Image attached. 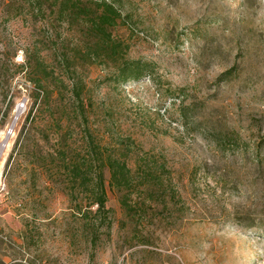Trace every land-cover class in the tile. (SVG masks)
Segmentation results:
<instances>
[{"label":"rangeland","instance_id":"obj_1","mask_svg":"<svg viewBox=\"0 0 264 264\" xmlns=\"http://www.w3.org/2000/svg\"><path fill=\"white\" fill-rule=\"evenodd\" d=\"M113 2L110 34L147 74L118 83L78 57L86 124L100 145L130 139L131 170L162 161L174 198L138 187L128 216L105 186L108 225L78 216L50 154L60 143L81 152L82 125L50 80L47 107L31 95L34 61L63 76L60 53L82 51L84 27L46 1L0 0V264H264L262 0Z\"/></svg>","mask_w":264,"mask_h":264},{"label":"trees","instance_id":"obj_2","mask_svg":"<svg viewBox=\"0 0 264 264\" xmlns=\"http://www.w3.org/2000/svg\"><path fill=\"white\" fill-rule=\"evenodd\" d=\"M34 1L35 3L46 1L49 11L55 14L57 21L82 25L86 37L82 51L73 48L71 55L60 53L58 65L65 71L63 76L57 75L53 69L46 68L39 61H34L33 74L39 73L40 76L38 79H32L33 102L41 92V105L45 107L49 105V92L41 80H50L57 94L67 93V99L71 103L70 115L79 119L78 122L84 131L81 152L74 146L60 143L54 150V155L50 154L57 167L62 168L64 173V190L68 202L72 203L73 209L82 220L92 216L93 219L89 223L95 230L100 223L107 225L109 223L108 209L105 207V186L119 193V204L128 216L135 214V206L131 205L129 197L138 187H146L143 189L148 193L155 192L162 197L167 194L174 198V191L163 188L160 175L164 169L162 161L151 155L143 156L136 164L135 170H131L126 161L127 144L130 139L126 137L121 146L100 145L86 124V108L82 98L83 83L74 70V61L78 57L86 63L110 66L118 83L137 80L147 74L146 64L126 58V45L110 34L109 29L119 18V11L113 0ZM178 91L180 89L176 90V94L170 92V95L179 97L181 94H178ZM182 114L185 116L184 112ZM103 169L107 172L106 179L103 176ZM90 242L94 243L92 237Z\"/></svg>","mask_w":264,"mask_h":264},{"label":"bare ground","instance_id":"obj_3","mask_svg":"<svg viewBox=\"0 0 264 264\" xmlns=\"http://www.w3.org/2000/svg\"><path fill=\"white\" fill-rule=\"evenodd\" d=\"M21 111V107L18 106L14 111H13V118H12V125L15 123L19 113ZM7 136V135H6ZM6 136L1 140L2 142L0 143V153L2 151V149L6 146Z\"/></svg>","mask_w":264,"mask_h":264},{"label":"water","instance_id":"obj_4","mask_svg":"<svg viewBox=\"0 0 264 264\" xmlns=\"http://www.w3.org/2000/svg\"><path fill=\"white\" fill-rule=\"evenodd\" d=\"M262 4H263V7H264V0H262Z\"/></svg>","mask_w":264,"mask_h":264}]
</instances>
